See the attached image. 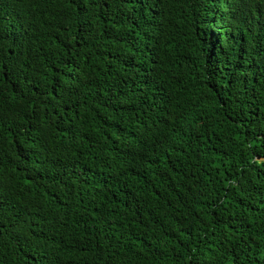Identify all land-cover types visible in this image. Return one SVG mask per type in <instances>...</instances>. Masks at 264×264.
<instances>
[{"label":"trees","instance_id":"obj_1","mask_svg":"<svg viewBox=\"0 0 264 264\" xmlns=\"http://www.w3.org/2000/svg\"><path fill=\"white\" fill-rule=\"evenodd\" d=\"M0 264H264V0H0Z\"/></svg>","mask_w":264,"mask_h":264}]
</instances>
